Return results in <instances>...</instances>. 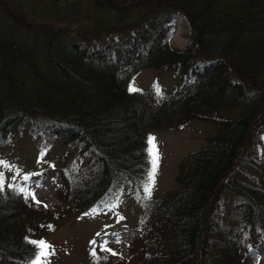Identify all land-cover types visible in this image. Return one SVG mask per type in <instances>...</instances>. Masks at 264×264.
Listing matches in <instances>:
<instances>
[{
  "label": "trees",
  "instance_id": "16d2710c",
  "mask_svg": "<svg viewBox=\"0 0 264 264\" xmlns=\"http://www.w3.org/2000/svg\"><path fill=\"white\" fill-rule=\"evenodd\" d=\"M89 1L101 11H82L93 28L66 34L45 26L42 65L41 44L0 42V145L23 133L44 149L78 148L54 174L61 204L53 208L28 195L33 172L5 182L0 263L30 264L36 249L26 237L46 241L66 217L105 212L131 188L142 226L122 259L92 243L96 262L257 264L264 251V0ZM73 4L71 15L80 17ZM134 9L141 14L126 17ZM180 15L191 39L183 49L172 43ZM115 30L127 35L100 41ZM148 68H173L183 79L165 95L157 85L130 92ZM232 109L241 112L217 116ZM196 119L216 121L215 134L182 159L177 188L149 197L150 133ZM82 154L92 157L84 167ZM226 195L233 197L228 211Z\"/></svg>",
  "mask_w": 264,
  "mask_h": 264
},
{
  "label": "rangeland",
  "instance_id": "374dc122",
  "mask_svg": "<svg viewBox=\"0 0 264 264\" xmlns=\"http://www.w3.org/2000/svg\"><path fill=\"white\" fill-rule=\"evenodd\" d=\"M73 3H80L78 7L79 9L81 7L80 17L71 15L77 6ZM82 11L85 14L89 11H94V14L101 13L97 5H93L89 0H0V42L25 43L29 47L37 42L46 46V42H43L45 39L43 32L50 31L45 27L47 25L59 26L66 34L69 33L70 27L73 32L93 28L91 19L83 17ZM138 14H141V11L134 9L127 12L126 17L131 19ZM119 33L116 30L112 31L108 40L102 38L100 41H113L115 37L127 35L126 32ZM190 40L186 18L180 15L176 21L172 43L175 47L183 49L187 47ZM41 46L42 44L38 46L40 50L35 53L40 65L43 62ZM182 79L176 76L173 68H148L133 80L132 87L148 89L157 85L165 95L172 92ZM240 112L241 110L232 109L223 111L217 116L236 117ZM216 126L214 120L196 119L182 128L155 130L150 133L149 137L155 138L159 156L155 184L151 191L153 196H162L179 186L177 177L182 159L190 152L205 147L209 137L215 134ZM260 140L264 156V135L263 141L261 138ZM77 151L78 148L60 143L44 149L39 139L23 133L12 135L7 144L0 145V161L13 166L11 169L1 168L5 182L8 184L24 171L33 172L32 178L25 185L28 184L36 200L53 208L55 204H61L56 196L57 182L54 174L58 169L63 168ZM91 158L89 154H82L77 158V163L82 167L87 166L92 161ZM130 189L126 190L117 206L96 214L84 216L80 213L73 214L60 222L55 230L47 233L44 239L51 245L53 253L47 258V264H102L90 257L89 251L93 240H96L100 250L104 247L111 249V251L103 250L100 253H107L112 260L127 256L129 244L138 233V228L142 226L140 224L142 206L138 204L137 197ZM232 198L231 195H226L224 207L226 211L231 207ZM0 264L15 263L2 261ZM257 264H264V251Z\"/></svg>",
  "mask_w": 264,
  "mask_h": 264
},
{
  "label": "snow or ice",
  "instance_id": "6c2138e0",
  "mask_svg": "<svg viewBox=\"0 0 264 264\" xmlns=\"http://www.w3.org/2000/svg\"><path fill=\"white\" fill-rule=\"evenodd\" d=\"M156 87V94L160 95V90L158 86ZM129 91L130 92H136L139 91L138 89L130 86L129 87ZM148 152L151 158V168L147 174V181L145 182V184L143 185V190L144 192L150 197L151 196V191H152V187L155 184V175H156V170L158 167V161H159V156H158V152L156 150V146H155V138L154 137H149L148 138ZM13 166L9 165L7 162L5 161H0V168H8L11 169ZM25 180H28L29 177L27 175L24 176ZM4 185H5V179H4V173L2 171H0V192H3L4 189ZM8 187H13V185L9 184ZM20 192H24L25 189L24 188H20L19 189ZM28 195H31L33 200L36 201L37 204H40V201L36 200L35 195L32 193H28ZM45 207H47V205H45ZM110 207H115V205H110ZM95 211V209L93 210ZM121 219H123V217H121ZM50 227V226H49ZM26 240L28 243L32 244L34 246V248L36 249L35 254H34V258L31 260L30 264H47V258L52 255V251H51V245H49L46 241L44 240H28V238L26 237ZM93 244H95V241H92ZM103 250L105 251H111V249H108L106 247L103 248ZM115 255V253H113ZM92 255L95 256V250H93Z\"/></svg>",
  "mask_w": 264,
  "mask_h": 264
}]
</instances>
